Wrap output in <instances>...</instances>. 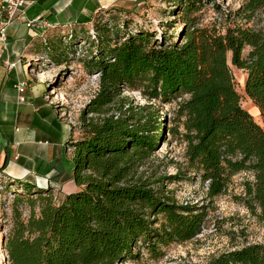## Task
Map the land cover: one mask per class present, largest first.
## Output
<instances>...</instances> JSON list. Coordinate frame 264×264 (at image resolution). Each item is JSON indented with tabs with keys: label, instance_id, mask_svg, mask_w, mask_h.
<instances>
[{
	"label": "trees",
	"instance_id": "16d2710c",
	"mask_svg": "<svg viewBox=\"0 0 264 264\" xmlns=\"http://www.w3.org/2000/svg\"><path fill=\"white\" fill-rule=\"evenodd\" d=\"M202 7L201 0H178L174 12L182 28L176 37L137 28L129 32L124 26L112 38L100 37L94 29L100 13L89 38L79 35L87 29L84 25L51 29L62 33L64 48L53 41L56 35L50 45L42 37L41 47L55 61L68 60L67 52L78 41L88 46L91 55L84 66L97 72L99 87L83 113V136L67 143L73 150L71 167L59 171L76 190L58 203L50 184L0 174L3 188H23L17 191L12 225L3 239L7 264L157 259L163 249L202 232L205 207L180 204L166 188L190 175L205 186L211 201L227 194L236 176L246 174L240 201L264 223V31L237 23L203 25L198 17ZM214 8L226 17L218 5ZM262 8L264 0H245L234 15L248 21ZM229 56L231 66L246 73L245 94L259 109L263 127L242 107ZM133 91L148 105L135 107L124 96ZM172 103L169 132L185 144V173L152 180L144 167L166 141V116L156 104ZM211 264H264V241L223 253Z\"/></svg>",
	"mask_w": 264,
	"mask_h": 264
},
{
	"label": "rangeland",
	"instance_id": "374dc122",
	"mask_svg": "<svg viewBox=\"0 0 264 264\" xmlns=\"http://www.w3.org/2000/svg\"><path fill=\"white\" fill-rule=\"evenodd\" d=\"M201 1L203 7L198 17L203 25L216 24L218 27L221 25L226 27L237 23L256 31H264V8L256 11L247 21L241 16L234 15L245 0ZM177 2L178 0L140 1L131 8L123 9L122 14L116 16H108L105 12H100L99 22L95 24L94 29L100 37L112 38L111 34L122 31L123 26L129 32H133L137 28L153 32L157 37H160L161 33L176 37L182 28L180 15L174 12ZM214 5H218L220 10L227 14L226 17L216 12ZM86 28L79 34L84 39L89 38L87 33L91 30V26L88 25ZM106 30L109 32L104 33ZM54 32L52 34H55L57 38L53 41H60L62 48L67 47V44L62 40V33ZM51 36L44 35L47 37L48 45L54 43ZM39 40L42 41V44L45 43L42 38ZM77 44L72 52H67L68 60H65L67 59L65 57V59L61 58V61H55L53 56L44 51L42 47L40 51V49H34L32 45L24 49L25 54L18 57V65L26 71V80H22L27 82L29 86L27 89H32V98H30V104L27 107L33 109L35 101L37 106H42V111L48 113V115L37 116L27 124L30 127H37V138H43V141L50 140V145L37 152L35 159L30 150L21 153L25 156L21 159L22 162H18L22 169H27L31 165L36 167L31 175L19 180L34 182L35 177L48 179L54 199L58 203L64 200L66 194L76 190L73 181L66 175H60L59 171L62 166L66 171L71 167L73 150L67 143L71 139L77 140L83 136V113L91 100L94 99L99 87L97 72L89 73L84 66V61H88L90 58L91 50L88 46H84L82 41H78ZM247 53L248 50L244 52V55ZM228 63L231 66L230 56ZM231 68L236 90L241 97L242 107L263 127L262 119L256 113L257 107L245 94L246 73L232 66ZM124 96L130 98L135 107L148 105V101L138 92L124 93ZM156 105L157 107L162 106L161 116H166L164 127L166 141L150 158L144 170L152 180L178 176L180 173L184 175L186 167L185 144L180 138L172 136L169 132V128L174 126L175 103ZM112 113L118 114L117 111ZM26 145L27 147L34 146L33 144ZM7 156V163H9L13 160V154L9 153ZM28 158H31L32 161H29ZM1 171L2 169H0ZM247 177L246 174L236 176L227 194L211 201L205 196V186L193 175L179 182H166L167 191L178 203L197 204L205 207L207 216L202 232L190 242L181 245L173 244L163 249V254L157 259L144 257L139 262L129 264H211L223 253L240 249L249 244L262 243L264 241V223L253 217L240 201L243 194L241 184ZM9 189L14 191L9 192ZM9 189L3 188L0 184V264H7L3 239L7 236L12 225V205L15 197L19 195L17 191L21 190L22 192L23 188L12 187ZM28 214V211L24 212L25 218L28 217Z\"/></svg>",
	"mask_w": 264,
	"mask_h": 264
},
{
	"label": "crops",
	"instance_id": "0c3cea01",
	"mask_svg": "<svg viewBox=\"0 0 264 264\" xmlns=\"http://www.w3.org/2000/svg\"><path fill=\"white\" fill-rule=\"evenodd\" d=\"M32 4L26 9L22 20L16 21L7 31V41L0 42V174L14 176V179L25 178L33 173L35 165L22 169L18 162L25 158L21 153L30 150L34 155L50 145V140L37 138V127L28 126L30 120L39 115H48L42 111V106L27 107L32 98V89H27L26 102L18 103L16 85L25 81V69L17 65L13 70H8V63H18V57L25 54L27 47L42 50V41L45 34L55 38L54 30L39 33L28 29L26 21L42 17L53 24L60 26L91 25L97 13L110 9L131 8L138 0H31ZM54 35V36H53ZM25 79V80H22ZM29 87V86H28ZM46 112V113H44ZM35 125V124H34ZM28 126V127H27ZM26 144H33L27 147ZM13 154V160L7 163V154ZM32 161L31 158H28ZM32 171V172H31ZM16 177V178H15ZM33 181L39 185L49 184L48 179L35 177Z\"/></svg>",
	"mask_w": 264,
	"mask_h": 264
},
{
	"label": "built area",
	"instance_id": "2783aa9c",
	"mask_svg": "<svg viewBox=\"0 0 264 264\" xmlns=\"http://www.w3.org/2000/svg\"><path fill=\"white\" fill-rule=\"evenodd\" d=\"M32 4L31 0H0V42L7 41V31L16 21L22 20L26 9ZM26 26L28 29H34L39 33H45L48 30L56 28H66L69 26H60L59 24H53L42 17H37L34 20L26 21ZM91 34H94L91 31ZM95 37V36H94ZM18 63L12 62L8 63L7 69L13 70L16 68ZM27 82H19L16 85V90L18 94V103L23 104L26 102L27 94ZM184 203L183 205H187ZM128 264V263H126Z\"/></svg>",
	"mask_w": 264,
	"mask_h": 264
},
{
	"label": "bare ground",
	"instance_id": "6f19581e",
	"mask_svg": "<svg viewBox=\"0 0 264 264\" xmlns=\"http://www.w3.org/2000/svg\"><path fill=\"white\" fill-rule=\"evenodd\" d=\"M254 107V106H253ZM256 113H257V115H259V117H261V115H260V111H259V109L258 108H256ZM258 117V118H259ZM261 120V119H260ZM260 122V121H259ZM263 125V124H262Z\"/></svg>",
	"mask_w": 264,
	"mask_h": 264
}]
</instances>
